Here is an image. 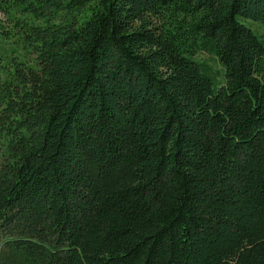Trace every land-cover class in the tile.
<instances>
[{"label":"trees","instance_id":"trees-1","mask_svg":"<svg viewBox=\"0 0 264 264\" xmlns=\"http://www.w3.org/2000/svg\"><path fill=\"white\" fill-rule=\"evenodd\" d=\"M0 13V264H264V0Z\"/></svg>","mask_w":264,"mask_h":264},{"label":"rangeland","instance_id":"rangeland-1","mask_svg":"<svg viewBox=\"0 0 264 264\" xmlns=\"http://www.w3.org/2000/svg\"><path fill=\"white\" fill-rule=\"evenodd\" d=\"M2 19V14L0 13V20ZM248 24L259 34H261L264 38V26L259 25L257 23H252V22H248ZM2 43L0 42V45ZM195 58L199 61H206L209 65H211V67L213 69L216 70H221V66L219 65V63L217 62V60L210 54L208 53H204V52H200L197 53V55L195 56Z\"/></svg>","mask_w":264,"mask_h":264}]
</instances>
